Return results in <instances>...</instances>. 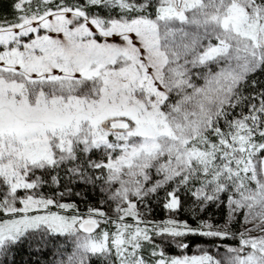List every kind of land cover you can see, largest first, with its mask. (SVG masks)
I'll return each instance as SVG.
<instances>
[{"label":"snow or ice","instance_id":"obj_1","mask_svg":"<svg viewBox=\"0 0 264 264\" xmlns=\"http://www.w3.org/2000/svg\"><path fill=\"white\" fill-rule=\"evenodd\" d=\"M11 10L0 14V264H17L25 242L54 249L51 264H264V0ZM76 185L98 189L101 206L81 214L64 199ZM154 199L163 220L147 218ZM185 203L226 206L225 222L180 220ZM188 236L237 243L168 256L156 242L187 249Z\"/></svg>","mask_w":264,"mask_h":264},{"label":"trees","instance_id":"obj_2","mask_svg":"<svg viewBox=\"0 0 264 264\" xmlns=\"http://www.w3.org/2000/svg\"><path fill=\"white\" fill-rule=\"evenodd\" d=\"M12 0H0V14H4L8 17L13 15L11 10ZM53 186V185H51ZM64 190L63 187H56L55 190ZM73 193H81L77 196L72 194L67 196V200L75 202L79 208L87 207H100L103 196L98 189H93L91 187H85L83 185H76L73 189ZM163 194H161L162 196ZM189 204L185 203L184 209L181 210L178 215L179 217L187 220L189 223H193L194 214L189 211ZM109 210V209H108ZM165 209L162 206V200L154 199L150 204V211L148 216L151 219H161L165 216ZM206 214L216 215V219L220 222L223 221L226 217V206H220L219 208L216 205H211L208 207ZM156 242L161 245L164 249L166 255L168 256H183L191 255L195 251H199L200 247L203 248H212L215 244H226V245H235L237 241L232 239H226L223 241L220 240H209L200 236H188L185 238V242L189 244L187 249L179 248L175 243L169 242L167 240H161L157 238ZM54 249L48 248L44 252H37L34 246H29L27 242L21 245L19 250L16 253V262L17 264H50L54 259Z\"/></svg>","mask_w":264,"mask_h":264},{"label":"rangeland","instance_id":"obj_3","mask_svg":"<svg viewBox=\"0 0 264 264\" xmlns=\"http://www.w3.org/2000/svg\"><path fill=\"white\" fill-rule=\"evenodd\" d=\"M56 189V186H51V185H46V186H44L40 191L44 194V195H46V196H51V195H53L54 193H58V192H60V191H63V190H61L60 188H59V190H55ZM21 195H23V193H21ZM66 201H70V200H67V196L64 198ZM72 202V201H71ZM189 206V208L191 207L190 206V204L188 205ZM78 209H79V212L81 213V214H83V213H86V211H87V209H88V207L87 208H79L78 207ZM109 209V210H108ZM53 210H55V209H53ZM105 210L106 211H109V213L111 214V209L110 208H105ZM144 209H142V211H143ZM189 211H190V209H189ZM227 207H226V216H227ZM168 216V213H167V211H165V216L163 217V218H161V219H151V218H149V216H147V218L149 219V220H153V221H160V220H163V219H165L166 217ZM194 216L195 217H193V220H194V222L193 223H190L191 225H193V226H195L196 225V223H197V221L199 220V219H211L215 224H218V225H222L224 222H225V219H226V217H225V219L223 220V221H219V220H217L216 219V215H211V214H206L205 212H203V213H195L194 214ZM177 218L178 219H180V220H185V219H183V218H181V217H179V215H177ZM242 224H243V216L242 215H240V216H238L237 218H236V220L235 221H233V223H232V225H231V228H232V231H239L240 229H241V227H242ZM196 254H199V251H195L194 253H192L191 255H196ZM191 255H189V256H191ZM51 264V263H50Z\"/></svg>","mask_w":264,"mask_h":264}]
</instances>
